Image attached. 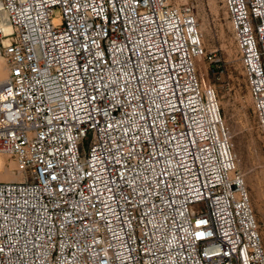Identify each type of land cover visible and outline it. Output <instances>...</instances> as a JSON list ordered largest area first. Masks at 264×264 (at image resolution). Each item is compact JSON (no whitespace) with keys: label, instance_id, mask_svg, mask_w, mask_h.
I'll list each match as a JSON object with an SVG mask.
<instances>
[{"label":"built area","instance_id":"built-area-1","mask_svg":"<svg viewBox=\"0 0 264 264\" xmlns=\"http://www.w3.org/2000/svg\"><path fill=\"white\" fill-rule=\"evenodd\" d=\"M224 3L264 139V0ZM205 54L172 0H0V264H264Z\"/></svg>","mask_w":264,"mask_h":264},{"label":"rangeland","instance_id":"rangeland-1","mask_svg":"<svg viewBox=\"0 0 264 264\" xmlns=\"http://www.w3.org/2000/svg\"><path fill=\"white\" fill-rule=\"evenodd\" d=\"M192 6L206 54L197 59L203 87L216 92L233 143L237 168L249 190L264 243V139L224 0H172ZM3 67L2 64H0ZM90 135L85 139L88 147ZM0 179H22L16 160L1 157Z\"/></svg>","mask_w":264,"mask_h":264},{"label":"bare ground","instance_id":"bare-ground-1","mask_svg":"<svg viewBox=\"0 0 264 264\" xmlns=\"http://www.w3.org/2000/svg\"><path fill=\"white\" fill-rule=\"evenodd\" d=\"M0 64H2V61H1V59H0ZM2 69V67L0 66V70ZM0 158H1V156H0ZM1 169H3V163H2V161H0V170Z\"/></svg>","mask_w":264,"mask_h":264}]
</instances>
